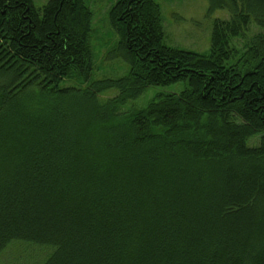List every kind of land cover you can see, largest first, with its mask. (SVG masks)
I'll return each instance as SVG.
<instances>
[{
    "label": "trees",
    "instance_id": "obj_1",
    "mask_svg": "<svg viewBox=\"0 0 264 264\" xmlns=\"http://www.w3.org/2000/svg\"><path fill=\"white\" fill-rule=\"evenodd\" d=\"M216 8L227 17L196 52L164 43L157 1L116 0L129 66L93 80L85 0H0V254L264 264V0Z\"/></svg>",
    "mask_w": 264,
    "mask_h": 264
},
{
    "label": "rangeland",
    "instance_id": "obj_2",
    "mask_svg": "<svg viewBox=\"0 0 264 264\" xmlns=\"http://www.w3.org/2000/svg\"><path fill=\"white\" fill-rule=\"evenodd\" d=\"M42 5L47 0H33ZM116 0H85L92 11L90 43L94 54V70L91 78L99 80L122 76L129 64L118 54V36L109 22V10ZM160 4L164 43L196 52L209 48L212 20L226 18L224 9L210 10L211 0H155ZM109 55V58H108ZM69 83H72L69 82ZM182 84L151 87L137 99L133 106H143L156 91H176ZM115 90L110 91V95ZM130 104V103H129ZM50 249L30 243L13 242L0 254V264H39Z\"/></svg>",
    "mask_w": 264,
    "mask_h": 264
}]
</instances>
